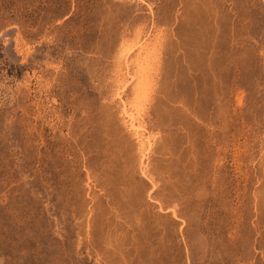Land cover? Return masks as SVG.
<instances>
[{
    "label": "rangeland",
    "instance_id": "1",
    "mask_svg": "<svg viewBox=\"0 0 264 264\" xmlns=\"http://www.w3.org/2000/svg\"><path fill=\"white\" fill-rule=\"evenodd\" d=\"M0 264H264V0H0Z\"/></svg>",
    "mask_w": 264,
    "mask_h": 264
},
{
    "label": "bare ground",
    "instance_id": "2",
    "mask_svg": "<svg viewBox=\"0 0 264 264\" xmlns=\"http://www.w3.org/2000/svg\"><path fill=\"white\" fill-rule=\"evenodd\" d=\"M135 47H137V48H140V49H142V45H141V42H138L136 45H135ZM127 49V47L125 48V49H123V53H125V52H127V51H125L124 52V50H126ZM135 50H136V48H134ZM139 49V50H140ZM145 49V48H144ZM152 49V48H151ZM131 51V50H130ZM130 51H128V53H130ZM150 51V50H149ZM148 52V51H147ZM143 53V52H142ZM153 53H155L154 51H153ZM127 55V54H126ZM125 55V56H126ZM130 55V54H129ZM140 57L137 59V68H138V73H137V75H134L133 74V76L131 75V80L129 81V83H132V82H134V81H136V82H138L136 85L137 86H135L136 87V89H135V91L134 92H136V97H135V101L137 102V104L139 105L140 103H138V102H146V98L148 97V95L150 94V90L152 89V86H153V80H152V76H151V64H152V62L150 61V60H152L151 58H152V56L150 55V53H149V55L147 56V57H144L143 56V58H142V55H141V52H140ZM124 56V55H123ZM154 60V59H153ZM124 61H125V59H124ZM128 61V60H127ZM127 67H128V65H127ZM126 81V80H125ZM132 81V82H131ZM122 85V84H121ZM132 85V84H131ZM127 86H128V83H125L124 85H123V87L124 88H121L120 89V92H118L117 93V96L120 98V97H122L121 96V93L122 92H124V90L127 88ZM122 99V98H121ZM123 101V100H122ZM135 104V103H134ZM136 104V105H137ZM123 105H124V109H123V113H124V115L127 117V118H129V121H130V127H131V131L133 130V131H135V133L138 135V134H140V132L142 131V125L140 126V125H138L137 124V117L135 116V114L134 113H130L129 111H128V108H127V104H126V102H124L123 101ZM135 106V105H134ZM138 109V108H137ZM139 110H141L142 111V109H139ZM144 130V129H143ZM142 135H140V136H138V139H139V142L142 144V145H146V143H145V141L143 140V139H141L140 137H141ZM150 139H148V142L150 143V141H149ZM141 145V146H142ZM150 146H151V143L149 144ZM153 145V144H152ZM149 146V147H150ZM145 149V148H144Z\"/></svg>",
    "mask_w": 264,
    "mask_h": 264
}]
</instances>
